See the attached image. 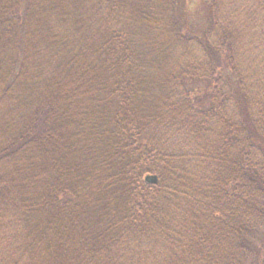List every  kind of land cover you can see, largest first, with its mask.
Here are the masks:
<instances>
[{"label":"trees","instance_id":"1","mask_svg":"<svg viewBox=\"0 0 264 264\" xmlns=\"http://www.w3.org/2000/svg\"><path fill=\"white\" fill-rule=\"evenodd\" d=\"M0 264H264V0H0Z\"/></svg>","mask_w":264,"mask_h":264},{"label":"water","instance_id":"2","mask_svg":"<svg viewBox=\"0 0 264 264\" xmlns=\"http://www.w3.org/2000/svg\"><path fill=\"white\" fill-rule=\"evenodd\" d=\"M152 181L155 182V179H153Z\"/></svg>","mask_w":264,"mask_h":264}]
</instances>
